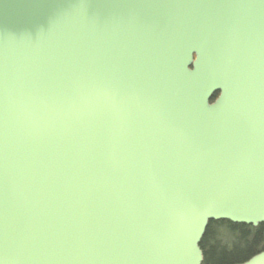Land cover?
<instances>
[{
    "label": "water",
    "instance_id": "obj_1",
    "mask_svg": "<svg viewBox=\"0 0 264 264\" xmlns=\"http://www.w3.org/2000/svg\"><path fill=\"white\" fill-rule=\"evenodd\" d=\"M220 221L264 227V0H0V264H204Z\"/></svg>",
    "mask_w": 264,
    "mask_h": 264
},
{
    "label": "trees",
    "instance_id": "obj_2",
    "mask_svg": "<svg viewBox=\"0 0 264 264\" xmlns=\"http://www.w3.org/2000/svg\"><path fill=\"white\" fill-rule=\"evenodd\" d=\"M201 249L204 264H243L264 251V227L211 222Z\"/></svg>",
    "mask_w": 264,
    "mask_h": 264
}]
</instances>
